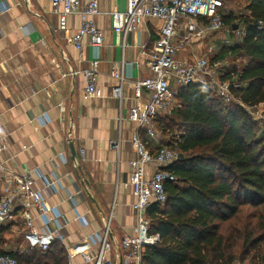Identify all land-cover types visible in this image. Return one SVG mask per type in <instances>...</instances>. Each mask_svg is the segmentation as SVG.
Segmentation results:
<instances>
[{
    "label": "crops",
    "instance_id": "crops-1",
    "mask_svg": "<svg viewBox=\"0 0 264 264\" xmlns=\"http://www.w3.org/2000/svg\"><path fill=\"white\" fill-rule=\"evenodd\" d=\"M97 1L100 13L95 22L102 31L103 44L95 48L86 40L80 51L70 42L80 27L78 15H70L68 29L61 30L59 15L49 0H0V134L8 143V149L0 154V199L5 182L31 174L47 205L65 215L67 222L61 218L60 222L67 242L88 238L112 214L117 250L123 237L140 235L133 207L135 190L124 185L131 174L129 162L137 157L132 138L139 136L154 154L169 144L164 134L155 141L128 118L132 107L149 99V91L144 90L138 100L133 83L154 77L147 60L161 22L148 18L138 31L117 34L112 12L124 10L127 0ZM224 36L230 34L192 41L179 59L201 57L216 44L213 60L223 47L220 39ZM95 60L99 61L97 88L101 96L86 97L83 72ZM117 66L125 75L122 98L112 95L118 83L112 69ZM173 87L177 85L173 83ZM70 141L81 169L71 158ZM152 171L148 165L147 176ZM47 182L53 183L52 187H47ZM36 212L33 208V216ZM76 212L85 216L88 225L76 220ZM16 219L9 222L19 232L17 248L38 251L20 224L19 207Z\"/></svg>",
    "mask_w": 264,
    "mask_h": 264
},
{
    "label": "trees",
    "instance_id": "trees-1",
    "mask_svg": "<svg viewBox=\"0 0 264 264\" xmlns=\"http://www.w3.org/2000/svg\"><path fill=\"white\" fill-rule=\"evenodd\" d=\"M246 1L248 13L236 17L245 27L243 41L221 47L212 62L248 58L223 79L236 82L235 98L254 109L264 106V0ZM234 19L224 15V23ZM177 97L174 113L156 121L165 136L173 135L168 146L180 150L167 167L177 179L165 184L166 202L147 209L149 233L160 240L145 246L142 264H264V131L240 103L221 102L201 83L180 88ZM6 222L0 254L20 264H67L59 243L46 252L5 248L12 226Z\"/></svg>",
    "mask_w": 264,
    "mask_h": 264
},
{
    "label": "built area",
    "instance_id": "built-area-1",
    "mask_svg": "<svg viewBox=\"0 0 264 264\" xmlns=\"http://www.w3.org/2000/svg\"><path fill=\"white\" fill-rule=\"evenodd\" d=\"M53 12L59 15L60 29L67 30V20L76 14L80 18V27L71 35L70 42L77 50H82L86 40L93 47L103 44L102 31L97 27L95 17L99 15L97 0H49ZM3 9H7L4 5ZM227 3L225 0H127L124 10L112 12V27L115 33L127 35L139 30L145 19H156L161 22L157 39L151 52L148 53L147 65L154 72V77L137 80L133 83L136 98L139 100L144 90L150 93L149 99L138 102L129 111V120L145 129L147 135L159 141L156 121L174 113L179 106L177 99L180 88L191 83H201L208 87L213 95L225 104L240 103L251 114L254 109L236 99L232 88L239 86L236 82L223 79L229 65L224 60L212 62L214 46L208 54L182 61L179 56L191 45V42L203 38H215L225 28L224 15ZM245 36V27L238 25L232 28L230 36L221 40L223 46L241 43ZM145 52V51H144ZM99 61H92L84 70L86 80L84 94L86 97L101 96L97 88ZM112 77L118 82L112 95L122 98L125 75L121 67H113ZM173 83L177 88L173 87ZM262 110L257 109L256 113ZM264 114V111H262ZM253 115V114H252ZM118 146L117 143H112ZM132 145L137 157L129 162L131 174L125 186H132L136 200L133 204L138 221L140 235L136 238L125 236L121 239L116 256V245L112 237V214L105 225L92 233L88 238L76 242H67L63 231L67 222L65 215L57 207L47 205L44 195L35 188L31 174L14 177L3 185L0 199V223L17 221V208L21 212L20 224L28 231L27 237L33 241L38 251H48L55 243L61 244L67 253V264H142L145 246L159 242L158 234H150V218L147 209L153 202L164 204L167 200L165 184L175 182L176 176L167 167L180 159V150L174 146L163 145L157 153H152L139 136L134 135ZM8 149L6 136L0 134V154ZM153 171L147 176V166ZM39 175V173H38ZM40 176V175H39ZM53 183H46L52 187ZM18 206V207H17ZM36 209L33 216L32 209ZM39 219L40 223L36 224ZM76 220L82 226L88 225L84 215L76 212ZM0 264H20L9 254H0Z\"/></svg>",
    "mask_w": 264,
    "mask_h": 264
},
{
    "label": "rangeland",
    "instance_id": "rangeland-1",
    "mask_svg": "<svg viewBox=\"0 0 264 264\" xmlns=\"http://www.w3.org/2000/svg\"><path fill=\"white\" fill-rule=\"evenodd\" d=\"M247 5L248 3L246 0H227L226 14L228 15L231 14L234 16L235 18L233 22L234 25H237L238 23V20L236 19V17H240L241 15L248 13ZM233 24H229L225 22V28L222 31V34L223 33L232 34ZM224 61L225 63L229 65L231 69L241 70L248 63L249 60L248 58L242 55H239V56L230 55V56H226ZM257 109H261L262 111H264V106H260ZM257 109H254V111L252 112L253 119L259 123L260 128L258 127V130L260 129V131H264V114L262 113V111L260 113H256ZM156 128L158 130L160 140H161V138L163 137V131L159 128V123H157ZM166 136H167V139L169 138L171 139L173 135L171 134V132H169V135H166ZM6 223H9V222H6ZM5 239H6V245L4 247L9 250H15L17 249V246H16L17 241L19 240V232L17 231L15 227L11 226V229L5 235Z\"/></svg>",
    "mask_w": 264,
    "mask_h": 264
},
{
    "label": "water",
    "instance_id": "water-1",
    "mask_svg": "<svg viewBox=\"0 0 264 264\" xmlns=\"http://www.w3.org/2000/svg\"><path fill=\"white\" fill-rule=\"evenodd\" d=\"M237 27H238V25H235L234 26L235 29ZM69 148H70V152H71V158H72L73 162L77 164V154H76V150H75L74 142L73 141H70L69 142ZM77 167H80V166L77 164ZM79 169H81V167Z\"/></svg>",
    "mask_w": 264,
    "mask_h": 264
}]
</instances>
